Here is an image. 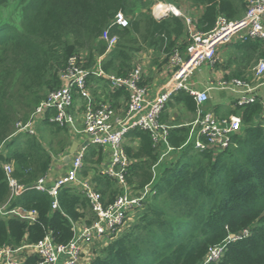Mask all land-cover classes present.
Masks as SVG:
<instances>
[{
  "label": "trees",
  "instance_id": "obj_1",
  "mask_svg": "<svg viewBox=\"0 0 264 264\" xmlns=\"http://www.w3.org/2000/svg\"><path fill=\"white\" fill-rule=\"evenodd\" d=\"M7 1L0 0V8ZM14 1L18 23L0 17V206L33 210L35 216L33 220L0 216V247L33 244L47 233L54 242L64 244L73 236V223L94 219L90 202L76 185L59 187L56 197L32 187L48 174L56 150L37 131L15 132L16 123L26 122L47 94L60 87L59 73L72 55H78L86 68L95 66L96 57L102 56L100 68L106 74L126 77L144 51H153L164 63L174 52L185 51L184 17L169 13L157 19L151 13L153 4H188L194 13L198 11L188 16L193 27L207 31L218 15L240 18L248 0ZM118 14L127 19L125 25L116 21ZM103 33L116 38L108 51ZM109 84L112 99L128 100L125 87ZM181 93L184 105L195 110L192 97ZM263 112L260 97L236 105L233 113L240 116L241 129L224 150L196 148L187 142L189 126L171 124L166 145L179 154L158 175L154 170L160 152L152 133L129 129L122 143L130 160L126 185L131 191L149 185L151 192L132 209L123 226L97 246L86 264H264ZM52 115L53 110L46 112L45 123L54 131L63 130L64 126L50 120ZM5 163L11 166L10 176L25 187L14 197H10ZM103 176V188H94L107 204L120 187L113 177ZM54 198L56 207H52ZM244 228L248 235L229 241L219 259L205 263L210 247ZM37 260L38 255L30 254L25 263Z\"/></svg>",
  "mask_w": 264,
  "mask_h": 264
},
{
  "label": "built area",
  "instance_id": "obj_2",
  "mask_svg": "<svg viewBox=\"0 0 264 264\" xmlns=\"http://www.w3.org/2000/svg\"><path fill=\"white\" fill-rule=\"evenodd\" d=\"M154 17H163L172 13L183 16L187 25V45L182 56L174 52L169 58L172 66L171 83L163 91L150 98L144 85H141L142 68L134 66L126 77H115L106 74L100 68V61L95 66L84 67L78 55H72L64 70L59 73L61 85L50 91L47 96L36 106L26 122L18 121L15 132H34V121L44 117L46 112L53 110L50 120L59 126H67L77 131L73 117L69 113L73 95L77 93L85 99L83 109V131L89 136V144L102 146L109 149V162L102 171V175L113 177L120 192L115 199L105 204L102 196L93 185L80 177L83 165V155L87 146H81L71 158L69 169L62 175L48 182V174L38 178L34 185L37 190L47 191L56 197L58 188L66 185L78 186L90 202V208L94 219L90 223H73L72 238L64 244L53 241L50 233L33 244H22L17 247L3 245L0 247V262L3 264H26V257L36 254L39 260L34 264H81L85 257L92 251L95 242L103 241L107 235L116 228L122 227L129 211L139 206L151 192L149 185L138 191H131L125 182V172L130 162L122 147L124 134L131 128H142L152 133L154 141H157V133L162 131L164 138L167 126L159 121L166 102L174 92L184 91L194 100L197 118L187 123L189 134L187 142H193L196 148L212 147L224 150L232 143L233 136L241 129V118L231 114L228 117L218 118L211 112H202L201 106L208 100V88L197 89L191 86L190 76L203 63H212L219 46L230 43L235 38L241 40L258 39L264 42V0H248L244 14L234 20L218 15L214 26L207 31H199L193 27L192 20L171 3L158 2L152 8ZM116 21L122 25L127 19L118 14ZM107 40V49L110 50L116 38H108L106 33L102 35ZM264 74V55L259 58L254 67L255 77ZM90 75L105 77L114 86H123L128 92L127 108L122 118L116 117L110 102H95L87 89V80ZM219 88H227L237 93L236 105L256 102L259 98L256 93V85L246 80L234 78L222 80L215 84ZM264 103V100H263ZM264 117V112L263 115ZM170 148V147H169ZM8 178L10 197L22 192L25 187L13 179L11 166L3 165ZM133 192V193H132ZM56 199L52 207H56ZM17 216L22 219L33 220L35 211L25 210L21 207L7 208L6 204L0 206V216ZM248 229L229 234L227 238L215 246L209 248L205 263L220 258L225 245L231 241L248 235ZM93 252V251H92Z\"/></svg>",
  "mask_w": 264,
  "mask_h": 264
},
{
  "label": "crops",
  "instance_id": "obj_3",
  "mask_svg": "<svg viewBox=\"0 0 264 264\" xmlns=\"http://www.w3.org/2000/svg\"><path fill=\"white\" fill-rule=\"evenodd\" d=\"M185 5L189 8L188 4ZM177 8L185 12V7L183 5ZM188 12L194 15L198 13V11L194 13L190 8ZM160 18L158 17L157 19ZM148 51L152 53L150 59L143 60V64L141 65H139L137 61L136 66L142 68V79L140 83L146 87L152 99L159 92L170 86L172 81V66L169 62H162L163 58L161 56H157L151 50ZM184 54L185 51H182L181 55L184 56ZM263 55L264 42L258 39L241 40L235 38L230 43L219 46L215 54V63L201 64L189 78V82L194 88L205 89L209 87L208 100L201 106V111L211 112L218 118L228 117L233 113L236 108L237 93L227 88H219L215 85L222 80L238 78L246 80L254 85L258 83L255 91L260 99L264 100V95L261 92L264 90V74L262 77H255L254 75V67L257 64V60ZM96 58L95 62L97 63L101 61L102 56ZM87 89L95 102L108 101L112 105L116 117L122 118L124 116L127 108V100L124 98L112 99L110 97V92L112 91L109 81L105 77L90 75L87 80ZM181 92L183 91L179 90L174 92L171 98L166 102L164 110L160 113L162 124L167 126V128L173 123L187 125V123L197 118L196 108L191 111L184 105ZM84 103V99L77 93H74L69 113L73 117L78 132L67 126H65V128L63 127L64 129L61 131H54L50 124L45 123L43 120L44 117L37 118L34 121V131H37V134H42L47 141H51L56 150V153L52 157L51 167L48 171L49 183H52L55 178L64 174L69 169L71 158L75 154L74 152L84 145L87 146L86 150L92 148V153L88 158L90 161V168H84V172L82 174L80 173V177L89 181L95 188H103L104 176L101 173L109 162V149L88 143L89 136L83 131ZM156 135L158 142L155 141V144L160 152V159L157 166L163 162V167H165L168 165L167 163L171 164L176 159L179 150H172L166 145L162 131L158 132ZM131 144H136V142L133 141ZM163 149L165 152H163ZM168 153L171 154L172 157L169 156V159L166 158L167 160H163V156ZM93 162H95V164H93ZM93 168H95V172H92L94 171ZM99 243H96V247L99 246ZM92 251L85 257V261L81 264H86L90 261L91 257L96 252Z\"/></svg>",
  "mask_w": 264,
  "mask_h": 264
},
{
  "label": "rangeland",
  "instance_id": "obj_4",
  "mask_svg": "<svg viewBox=\"0 0 264 264\" xmlns=\"http://www.w3.org/2000/svg\"><path fill=\"white\" fill-rule=\"evenodd\" d=\"M158 3V2H157ZM156 3V4H157ZM163 3V2H162ZM16 4H17V1H14V0H9V1H7L6 3H5V5L3 6V7H1L0 8V17L1 18H7V19H10L13 23H15V24H17L18 23V16H17V9H18V7H16ZM185 4V3H184ZM155 4H153L152 6H151V13H152V8H153V6H154ZM184 7H185V12H182V13H184L185 15H187V16H192V14L191 13H189L188 11H189V8L186 6V5H183ZM17 8V9H16ZM154 13H152V15H153ZM244 14V13H243ZM149 51H144V52H142V53H140L138 56H136V58H137V60L136 61H138V63H139V65H141V64H143V60H148V59H150V55H152V53H150ZM259 60V59H258ZM258 60H257V62H258ZM215 61H216V58H214L213 59V61H212V63H210V64H214L215 63ZM136 64H137V62H136ZM259 92H260V90H259ZM262 92V94L264 95V90H262L261 91ZM85 100V99H84ZM92 148H88L85 152H84V157H83V160H84V167H83V165H82V169H81V174L84 172V168H90V161L88 160V158L91 156V153H92V150H91ZM163 152H165V150L163 149ZM169 156H171L172 157V155L171 154H166V155H164L163 156V160H167V159H169ZM165 157V158H164ZM167 158V159H166ZM93 164H95V162H93ZM168 165H169V163H167ZM163 166H164V164H163V162L162 163H160L156 168H155V174L156 175H158V173L160 172V170L163 168ZM94 169V171H92V172H95V168H93ZM133 214V211H129V215H130V217H131V215ZM106 241H107V238L105 237L104 238V240L103 241H98V242H95V246L93 247V252H95L98 248L96 247V243H99L100 245H101V243H106ZM99 245V246H100ZM223 252V251H222ZM222 254V253H221Z\"/></svg>",
  "mask_w": 264,
  "mask_h": 264
},
{
  "label": "water",
  "instance_id": "obj_5",
  "mask_svg": "<svg viewBox=\"0 0 264 264\" xmlns=\"http://www.w3.org/2000/svg\"><path fill=\"white\" fill-rule=\"evenodd\" d=\"M160 18V17H159ZM67 160V159H66Z\"/></svg>",
  "mask_w": 264,
  "mask_h": 264
}]
</instances>
